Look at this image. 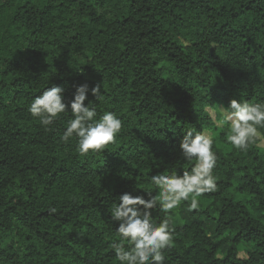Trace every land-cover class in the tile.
<instances>
[{"label":"trees","instance_id":"16d2710c","mask_svg":"<svg viewBox=\"0 0 264 264\" xmlns=\"http://www.w3.org/2000/svg\"><path fill=\"white\" fill-rule=\"evenodd\" d=\"M85 83V105L122 129L80 156L60 141L70 108L50 131L27 109L53 86L70 103ZM232 99L264 102V0H0V264H120L112 205L190 171L189 131L213 135L217 189L191 221L167 215L165 264H264V147L233 149L205 111Z\"/></svg>","mask_w":264,"mask_h":264},{"label":"clouds","instance_id":"9594fccd","mask_svg":"<svg viewBox=\"0 0 264 264\" xmlns=\"http://www.w3.org/2000/svg\"><path fill=\"white\" fill-rule=\"evenodd\" d=\"M64 91L60 86L47 88L32 100L28 112L46 131H50L61 114L69 113L70 108L72 118L67 121L60 141L67 144L75 139L80 156L101 152L114 143L121 132L122 121L112 112H105L99 119L96 118L93 103L85 105L88 84L76 88L70 103H65ZM100 93V85L91 88V94L96 99ZM205 111L211 113L215 127L224 130V139L233 149L244 152L253 145L264 147V131H261L264 129V102L232 99L226 108L221 106ZM213 142V135L209 132L189 131L181 139L179 149L183 161L192 164L190 171L177 174L173 170L167 175H152L150 183L157 193L154 196L147 193L150 197L147 200L130 193L117 198L118 203L112 205L110 216L113 222H118L115 229L118 240L110 247L120 264H165L164 250L171 247L175 231L167 215L185 202L189 211L198 209L199 198L217 189L213 174L217 156L213 151ZM157 208L165 214L158 224L152 219V212ZM49 211L55 213L56 209Z\"/></svg>","mask_w":264,"mask_h":264},{"label":"rangeland","instance_id":"374dc122","mask_svg":"<svg viewBox=\"0 0 264 264\" xmlns=\"http://www.w3.org/2000/svg\"><path fill=\"white\" fill-rule=\"evenodd\" d=\"M219 107H221V106H219ZM199 201H200V207L199 208H201V209H205L207 206L210 205V201H208V200L199 199ZM170 215L172 216V218L174 219V222L176 224H183V223H185L187 221H191L193 219L192 211L188 210L186 202L182 203L180 207L172 210L170 212ZM242 249L249 250V246L243 245ZM244 254L245 253H242L241 255L245 256Z\"/></svg>","mask_w":264,"mask_h":264}]
</instances>
